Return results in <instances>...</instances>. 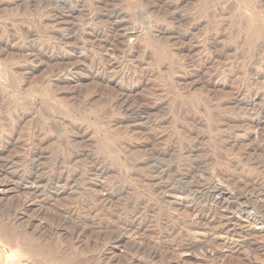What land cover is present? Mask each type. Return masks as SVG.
I'll return each mask as SVG.
<instances>
[{
    "label": "rangeland",
    "instance_id": "1",
    "mask_svg": "<svg viewBox=\"0 0 264 264\" xmlns=\"http://www.w3.org/2000/svg\"><path fill=\"white\" fill-rule=\"evenodd\" d=\"M257 177L264 0H0V264H264Z\"/></svg>",
    "mask_w": 264,
    "mask_h": 264
},
{
    "label": "bare ground",
    "instance_id": "2",
    "mask_svg": "<svg viewBox=\"0 0 264 264\" xmlns=\"http://www.w3.org/2000/svg\"><path fill=\"white\" fill-rule=\"evenodd\" d=\"M243 177V176H242ZM240 178V177H239ZM233 179V178H232ZM264 180V179H263ZM250 181V180H249ZM259 179L257 177V179L253 180L252 181V192L254 194H257V195H262L264 193V182H262V179L260 180L261 182L259 183L258 182ZM243 182V181H242ZM248 182V181H247ZM238 183V182H237ZM240 183V182H239ZM245 184V183H244ZM251 184V183H249ZM237 185V184H236ZM243 185V184H242ZM241 185V186H242ZM247 186V185H246ZM250 186V185H249ZM248 186V187H249ZM207 187V186H206ZM244 187V186H243ZM217 188V187H216ZM240 188V186H239ZM244 190V189H243ZM246 192V190H244ZM211 192V191H210ZM199 194V193H198ZM217 194V193H216ZM215 195V194H213ZM196 196V195H195ZM247 196V195H246ZM238 198V197H237ZM251 198V197H250ZM262 213V212H260ZM260 215V214H259ZM261 216V215H260ZM264 216V214L262 215ZM212 216H209L208 214H201V219H206L208 221H211V223H215L217 221V219H213L214 217ZM221 222V221H220ZM226 225V224H225ZM224 228L226 226H223ZM7 229V226H5L4 224L1 225L0 224V232H4L6 233L5 235L7 236V240L11 242L12 246L15 245V246H20L22 249H24V251H30L32 252V254H35V255H39L41 254V250L38 246V244H36L33 240L31 239H25V238H19V240L17 239L15 233L13 232V228L10 227L9 230L7 229V231L5 230ZM224 230V229H223ZM181 249H184V248H181ZM70 261L71 260H57V261H53L52 263L50 264H70Z\"/></svg>",
    "mask_w": 264,
    "mask_h": 264
}]
</instances>
